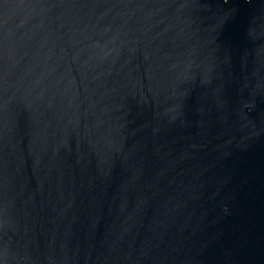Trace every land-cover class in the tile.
Listing matches in <instances>:
<instances>
[{
    "label": "water",
    "instance_id": "95a60500",
    "mask_svg": "<svg viewBox=\"0 0 264 264\" xmlns=\"http://www.w3.org/2000/svg\"><path fill=\"white\" fill-rule=\"evenodd\" d=\"M0 264H264V0H0Z\"/></svg>",
    "mask_w": 264,
    "mask_h": 264
}]
</instances>
